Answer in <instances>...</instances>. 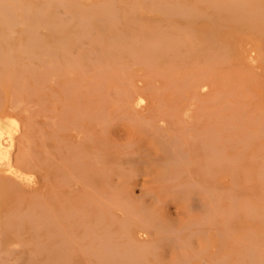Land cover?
Segmentation results:
<instances>
[{"label":"rangeland","instance_id":"1","mask_svg":"<svg viewBox=\"0 0 264 264\" xmlns=\"http://www.w3.org/2000/svg\"><path fill=\"white\" fill-rule=\"evenodd\" d=\"M29 1H32L34 4H36V3L39 4V3L42 2L41 0H29ZM78 1H79V3H90L92 5H97V4L102 3L101 0H78ZM108 1H113L112 3L117 4L116 5L117 8L119 7L118 11L120 10L119 11L120 14L118 15V17L120 19H118L117 21L119 22L120 25H118L115 22L116 19H112L111 20L106 15L100 16V17L96 18V20L99 19V20L104 21V22H100V23H102V25L100 23H98L96 20H92V24H91V26H92V31H91L92 35L90 34V38H88L89 36L88 37L86 36L85 39L82 38L84 40H81V38H78V40L79 39L80 40H79V42H77V40H76L77 38L73 37V35L75 33H77L76 32L77 29H75L76 27L74 28V26H76V22L77 21L73 20L72 23H71V21L67 22L68 24L70 23V25H68V26L64 24L66 26L65 29H64L65 26L63 27V29L56 30L54 32L53 31H48V30L46 31V29H44V30L41 29V34H42V36L44 38L43 39L44 42L51 44V43H53V41L56 42V40H58L57 38L63 37V35H64V37H66L67 40H68L69 48H71L70 49L71 53L75 54V56H77V59L82 57V60H83V58H84V61L80 62V63H82L83 67H84V65L87 64V62L89 63L91 61V65H90V63L87 64V65L90 66L89 69L87 70L88 66H86V70L89 72L88 74L90 75V73H91V75H92L91 77H93L96 80L98 78H100L99 77L100 75H101V79H103V81L105 80V76L106 75L109 76V77L113 75L112 73L110 74V72L107 74V72H108V70L111 71L109 68L113 69L111 66H114L115 64L118 63V62L117 63L113 62V56L117 55L116 56V58H117L118 55H119V58H121V61L123 60L120 63L121 65L124 66L123 70L126 69V72H127V69L129 70V68H130L132 70H130V72L129 71L128 72L131 73V74L125 76L126 78L123 77L124 73L122 74V77H119L120 74L118 76H116L115 74L118 73V72L115 71V68H114L113 73H114V71L116 73L112 76L113 78L109 79V77L106 76L108 78V79L106 78L108 81L105 80V83L108 84V85H105V86H107V88L104 89V90H103V88H100L101 86L104 87V85L103 84L101 85V81L102 80L98 79L100 81V84H99L100 87L97 85L99 89L97 88L96 90L99 93H100V90H101L102 91L101 94L105 93L104 95H106L108 93L107 94L108 98L111 97L110 94H112V95L114 94L113 96L116 98V96H115L116 93H115V89H114L115 85H118L120 83H123L125 85V82H121L120 81V83H119L118 80H117V82H116L117 84H116L115 83L116 78L117 79L118 78H120V79H124V78L128 79V78H130V79L126 80V81L130 80L128 82L129 85H127V84L126 85H127V87H129L130 84H131V80H133L132 81L133 83L131 85L132 89L129 87L132 90V91L130 90V93H133V96L132 95L131 96L134 98L136 95L138 96V94H142L143 96L146 97L147 102L142 104V105L141 104L140 105L136 104L137 106L136 105L133 106L131 103H129L130 102V98H129V102L128 103L124 102L125 108L127 109L128 112H132L135 109L136 112L139 115L144 114V116L143 115H141V116L145 117L146 119L147 118H153L152 121L153 120L155 121V119H156V121H155L156 123L154 121L152 122L154 125H158L157 123H160L161 119L163 120V118H164V120L167 121V122H165L164 120L162 122L163 123L165 122L164 124L166 125V131L170 132L171 134L173 133L174 129H177V128L179 129L180 128V125L177 122L176 117L174 115V113H177L178 110H180L182 112L181 116H182V119H184L185 123H188L192 127L196 126L195 127L196 129L203 130V129H205L208 126L209 127L210 126H216L217 128H219L218 130L220 132H218V133L220 134V136L222 138H220L219 135H218L219 143L215 142V146L217 147V149H219V152L223 151L224 155L223 156L221 155L222 156V160L219 159V157L221 158L220 153L218 155H216V158L218 157L217 161L215 160V157L213 158L211 149H209L210 147L208 146L206 148L207 144L206 145L204 144L205 142H204V140L202 138H200V137L199 138H194V139L188 138L187 142H186L187 145H185V148H188L189 151L191 152V156H192L191 164L190 165L188 164L187 166H185V164H179V165L178 164L177 165L174 164V165H176L178 167H176V166H174L172 164L173 166L172 165H168L169 167L167 166L168 167L167 170L166 169L162 170L161 161L164 159V153H163V151H161V148H159L160 145L157 143L158 141L156 139V135H154L155 132L152 133L153 132L152 130H154V128H153L154 126L152 128H147L146 126L145 127L142 126L143 124L139 125L138 123H135V122L131 123V121H129L127 118L124 119L122 116H121L122 117V119H121V117L118 116L120 114L119 111L121 113H123V114L126 112V110H120V109H122L124 107V106H122L123 104L120 103V105H119V102H117V104H118V106H117V104L116 105L114 104V103H116V100L112 101L111 99H109V101L107 100V103H105L106 101L104 102L105 99L103 97H107V96H104V95L97 96L96 93H98V92L95 91V89L94 90L92 89L93 83H95L96 80H94V82L91 83L90 82V78L91 77L89 75L86 74L90 78L89 77L87 78L86 76H85L86 77L85 78L83 76L84 73L79 75L83 70L82 71L79 70L80 71V73H79L78 71H76V69H69L67 71L71 70V72H67V74H65V75H68L69 77L63 75L64 78H63V76L59 77V75L61 76L60 72H58L59 75L57 73H54V74L51 73V74L48 75V73L46 71H44V73L47 74V78L46 79H42L40 81L41 82L43 80L47 81V83H45L46 81L42 82V83H44L42 85H44L45 89H42L43 87H40L39 83L41 84V82L39 80H38L39 88H37L38 87L37 85L34 86V84H36L37 81L33 79L34 83H32L33 80L29 77V80L26 81L27 87L31 86L33 88H37V91H38V89L40 90V88H41V92L38 91V93L36 92V94H35L34 91L33 92L30 91V89H32V88H30L28 90L26 89L22 93V96H21V101H23L25 99L23 101V103H26V102L34 103V104L31 103V104L28 105V107L30 105H32L30 107L33 108L32 109V110H34L33 113L28 115V112L30 113V111H31V110H29V109H31L30 107L29 108L27 107V109H26L27 111L29 110L28 112L25 111V110H24L25 113L23 111H21L19 108L22 109L23 106L26 108V106L24 104L21 107H18L20 104L19 105L17 104L18 105L17 106L18 110L15 111V109H14V111H13V107L15 108V104L14 103H17V102H15V100L13 98H11L12 94H10V96H7V97L5 96L3 98V102L0 103L1 105L3 103V107L5 108V110L10 111V112L13 111L15 113V115L18 114L16 116H19L18 119L20 120V128H19V130L15 131V134H14V136H15V144H14V146L9 147V150L7 151V153L9 154V157H11L12 159H15L16 158V154L18 153V151L21 150V149H24V147H26V145L29 144L28 142H26L27 144L25 143L24 135H23L22 132L25 133V131H26L27 133H25V134L27 136V134L29 133L28 131H30V130L32 131V130H34L32 128L38 126V125L35 126V123L39 124L40 122H41V124L43 123L41 125L42 127L40 126V128H42V129L45 128L43 130H44L46 136L49 135V137H48L49 139H46L47 137L45 135H43L44 133L38 131L40 134L42 133V135L44 136V138H45L44 139L45 141H44L43 137H40L41 135L37 134V130H40V128L38 129V127H37V129L35 128L34 131H32V132L30 131V133H32V135H34L32 138L29 137V136H32V135L30 133L28 134V137H29L28 141H30V139L32 141L35 138L34 140L36 141V143L32 141L33 144L31 143L32 144L31 147L35 146L37 148V149H35V148L34 149H35V152L38 151V152H36L37 158H38V155H39L38 153H40V157H39L40 160L44 161V159H46L45 157H46V155L48 156V151L49 150L52 152V154L54 153L53 155L55 157V159H52L51 162H49L50 159H48V160L46 159V162L48 163V165L46 163H44V162H41L43 164L42 165V164H40V160L39 159H38L39 162H37V160L35 159L34 160L35 163L34 162H32V163H34L36 165L35 166H29V167H31V168L28 167L29 169L27 168V171H31L33 173V176H32L31 179L26 180L27 184H25L24 189L20 192L22 194V199H21L22 205H26L27 203H29L31 201L32 197H33L32 194L36 192L38 194L41 193L43 196H45V199L49 203H52V204L54 203V206L56 207L58 205L57 198H59V199H62L64 197L73 198V194H76L77 191L82 190V187H80L81 185H79L78 183H75V181L72 182L68 186H67V184L65 186L64 182L61 183L59 181L60 179H63L61 175H63L64 173L69 171V167L71 165L70 164L71 162L69 163L68 161L71 160L72 150H73L72 148H73V146L75 147L74 143H76V142H78V140H80L79 145H82V147H79V148L81 150L83 149V150H85L87 152L86 153L84 151V156H83L84 158L83 159L85 161V168H87L88 170H89V167L92 166L90 164V162L95 160L93 157L95 155L94 152L97 149H100V153L104 155L102 157L104 158L103 161L107 165V167L108 168H112L114 170L113 172L109 171L110 174H113L112 177H111V180L113 182L120 177V174L122 175L123 173L127 172L126 171V169H128L127 167H132L133 166L132 167V172L130 174H124V176H121L120 184H118V185H120V186L124 185L126 183V181H128L130 183V185L132 184V186H134L136 188L135 192L132 193V195H131V199H132L134 205L139 207L141 205V202H143L142 205H145V204L152 205V204H154L155 205V215H157L159 218L163 219L167 223L174 224V225H176L177 223H180V224H177V225H183L182 223H185L188 219L193 218V217H198L200 215L199 209H197V208L190 209L191 206L189 207V202H190L191 198H189V197H191L193 194H197V195L199 194L200 197L203 198V197H206L203 194L205 192H203L202 189H200L199 187L198 188L195 187V186L191 187L190 184L186 185V182L189 183L188 180L194 179V180H197L198 183L200 182L201 184H203L205 186H209V187L214 186L216 188V191L214 190L216 196L218 197V199L221 197L220 198V203H219L220 207L221 208L223 207L225 209V212H229V211L231 212L232 211V210H229V208L231 207V206H229L231 204L229 202H230V199L233 198L232 201L235 200L233 203L235 205V202H236V206H238L236 208L237 209L239 208V210L237 211V209H235L237 211V213H234L236 211H232L231 212V216L236 214L237 218L234 215L233 216L234 219H232L231 222L229 223V222H227V219H225L227 217V215L225 216L224 214H222L223 213L222 212L221 215H223L224 217L223 216H219L220 214H218L216 216V218L214 219L216 221V223H217L215 225L218 228L216 226L214 228L213 225H210L211 223L210 224H205V225H206V227H209V226L212 227V230L210 229V227L209 228H205L204 224H202L200 226V228L203 231V233H202L203 237L204 236L206 237V238L204 237L205 241L203 239H201L202 243H204V245H206L208 247V249H206L207 251L205 252V254L202 255V257L207 258V259H211L212 257L217 256L218 254H221V252L225 249L224 251L231 250L233 259L236 258V260H237L240 257V256H238V254L241 255V252L243 250V246L242 245H244L243 243L246 242L247 239L248 240H256V239L257 240H262V239H264L263 238L264 237V221H262V222L259 221V220H261L259 218V216H256L257 219L255 217H253V215H257V213H258L257 210H260L259 208L263 207V209H264V179H263L264 176L261 177L262 175L261 176L259 175V174H261V171L262 172L264 171V169L262 167V166H264V136H263L264 133L262 134V136L260 134V135H256V137L255 136H246L245 135V133L247 134V132L251 131L250 129H252V130H257L258 129L257 128L258 127L257 126L258 125V117L260 119V116L258 115V113L261 112V109H264V73H263L264 63H263L262 60H259L260 58H259V56L257 55V52H256V49H257L258 45H260V44L263 45L264 44V35H263L264 34V0H248L247 1L248 3L245 2L244 3L245 5L243 4L244 8L243 7L241 8L240 6L238 7L236 5H233L230 2H228V0H217V1H221L220 3H224L225 2L223 4L224 7L220 6L219 8H216L218 10H216L214 8L215 7L214 3L213 2H209V0H178L179 3L190 5L192 7L194 6L195 9L197 8L198 14L199 13L200 14L203 13L204 16H206V14H208L206 16V18L203 16V14L201 15L203 18L199 14L200 18L197 17V19H196V17L194 18V16H193V18L189 17L187 19L186 18H182L181 19V17H178V16L175 17L174 16V17H171V19H170L169 17H166V16L162 15V13H158L159 11L156 10L155 8H157L160 5V3H162L160 0H154V1L151 0L152 1L151 3H150L149 0H145V1L137 0L138 3L135 0H108ZM158 1H160V2H158ZM165 1L174 2V1H177V0H165ZM135 2H136V4L139 5V6H137V8L139 7V9L134 7L135 8L134 11L129 10L133 6L131 4H135ZM194 2H195V4H194ZM129 3H131V4H129ZM202 3H204V4H202ZM129 5H130V7H129ZM153 6H154V8H153ZM225 6H226V8H225ZM55 8H56L55 5H51V7H50V13L51 14L50 15L53 14V12L55 11ZM136 9H137L138 12H135ZM150 9L155 11V12H153V11H152L153 13L152 12H148V10H150ZM129 11H131L132 13H135V14L134 15L132 14L133 16H131L128 13L125 14V12H129ZM102 12L103 11H101V13ZM208 16L211 17V18L209 19ZM138 18L140 19L139 20L140 22L137 20ZM173 18L176 20V23L179 24V26H178L180 28L179 31L177 30V29H179L178 27H176L177 29L175 28V26H177V24L175 26L172 24V22H173L172 19ZM124 19H126V20H124ZM165 19H168V20L170 19V23H168V21L166 22ZM107 20H108L109 23L107 22ZM132 20L134 21V23H133ZM137 21L139 23H137ZM146 21H148V22H146ZM188 22L189 23L192 22L193 24L189 25ZM184 24L186 26L189 25V27H186V28L184 26V29L193 28L191 30L192 34L193 33L195 34V32H196L195 37L198 40H193V38H195V37H193L192 40H191L190 38H187L185 36L188 32H191V31L187 30L186 31L187 33L184 34L185 33L183 31V25ZM170 25H171V27H170ZM172 25L174 27H172ZM240 29H241V31H239ZM151 30H153V31H151ZM70 31H71L72 35L69 34ZM209 31H210V33H209ZM261 33H263V34H261ZM101 34H103V35H101ZM192 34L190 33V35H192ZM261 35L263 37H261ZM99 36H100V38H99ZM101 36H102L103 40H102ZM93 37H94V39H93ZM158 37H160V39ZM188 37H190V36H188ZM91 38H92V40H90ZM258 38H261V39L259 40ZM114 39H116V42L118 41L117 43L120 44V45L122 44L124 46V45H127V44L129 45L130 44L131 48L133 46H135V47H133L134 48V52L137 53L139 51L137 53V55L139 54L138 56H140V54H141L142 57L148 56L151 59L152 63L156 64V66L158 65L160 68L162 67L161 68L162 72H164L165 70H167V71L162 73L160 71V69L158 70V68H156V67L155 68L157 70L152 68V67H154L153 64H151L152 67H151V65H149L152 69L148 68V66H146V65H145L146 66L145 67L142 64L135 65V62H134V64H132V61H134V60L131 59L129 55H128L129 56L128 57L127 54L125 53V52L128 51V50H125L126 47L122 48V49L110 48L111 47L110 45L112 44ZM124 39H125V41H124ZM151 39L154 42H155V40L158 43L160 42V45L158 44L157 49H156V47H148L147 46L149 42L150 43L153 42ZM93 40H95L96 43L93 42ZM99 40H100V42H99L100 44L98 43ZM172 41H174V42H172ZM204 41H205V44H204ZM81 42H82V44H85L86 47L84 45H83L84 46L83 47L81 45ZM119 42H121V43H119ZM133 42H135L136 44H133ZM142 42H143V44H145L146 47L143 46ZM77 45H80V46H78V48H77ZM159 48H161V49H159ZM95 49L99 50L98 53L96 52L97 53L96 55H99V54L102 55V52L105 55H107V57H106L107 60L104 58L105 55H103V57L102 56L100 57V55L96 56L93 53H90L91 54L90 56L88 55L90 57V59H93V58L94 59H99L98 57H100L99 62L102 61V63H105L104 64L105 67L103 69L101 67H99L100 65H97L99 63L96 64L97 66L95 65V67H99V68H97V70H99L100 72H97V70L94 68V63H92V60H90L87 55L85 56V54H88L89 51L92 52ZM166 49H167V51H166ZM176 49H179V52L182 51V52H184V53L186 52L188 54L182 55V54L178 53L176 51ZM207 49H208V51H207ZM118 50H119V54H118ZM143 50H144V52H143ZM107 52H108V54H106ZM224 53L228 57H225ZM212 54H213V56H212ZM221 54L223 55V57H222L223 59L222 60L220 59L221 58ZM215 55H216V58H215ZM133 56H131V57L133 58ZM86 57L88 58V61L87 60L85 61ZM109 57H111V59ZM205 57H207L208 59L212 58L214 60H208L207 61V58H205ZM224 58L225 59L227 58V60L229 59L228 62H227V60L225 61ZM250 58H252V59H250ZM119 60L120 59H117L116 61H119ZM93 61H95V60H93ZM196 61H198V62H196ZM222 61H223L224 64H222ZM106 62H108V64L111 65V66H109V65L106 66ZM102 63H101V65H102ZM220 63H221V65H220ZM36 64L37 65H41L37 61H36ZM120 64L118 66L116 65L117 69L120 67ZM168 64L170 66L172 65L173 67L177 66V68H175V67L171 68L170 67L172 69L171 70L169 68ZM129 65H131L132 68ZM210 65H211V67H210ZM180 67H182V68L180 69ZM105 68H107V69H105ZM168 68L170 69L169 71H168ZM208 68L214 69L213 70L214 72L211 69H210L211 72L207 71L206 69H208ZM257 68H260V69H257ZM90 69H92V70L95 69L96 72L95 71H93V72L94 73H98L99 75L97 74V76H96V74H95V76H93V72H91L92 70L89 71ZM104 69L107 70V71H105ZM200 69L203 72L207 71L206 72L207 74H204L203 72H202L203 73L202 74L200 72ZM86 70H85V72H86ZM189 71L192 72L193 75L196 74V73H198V75H194V76L192 75L191 76V74L189 75V73H190ZM153 72H155V73H153ZM134 73H135V75H134ZM147 73H148V76L151 73V76H153L155 78L152 77L153 79L150 80L151 77L150 76L147 77V75H146ZM166 73H168L167 76H165ZM172 73H174V74H172ZM156 74H158V76ZM200 74H201V77H203V75L204 76L206 75L207 81H205L206 79H204V80H202L203 83L199 82ZM81 76L83 78H81ZM161 76H163V77H161ZM168 76L169 77H174V79H169ZM67 77H68V79H67ZM175 77H177L178 80L182 79L180 81H183V79H185V77H186L187 80H189L188 78L192 79L193 77H195L194 78L195 80L198 79L197 80V84L201 83L202 85L201 84L200 85L202 87L198 86L196 84L195 87L193 85L191 87L192 89H189L187 86H191L194 83V81H195V80H192V84L191 85L189 84L190 82H188L187 84H189V85H187L183 89L180 88V90H179L177 88H178V86L180 87V85L182 83L179 84L178 81H176L177 78L175 80ZM71 79L73 81L74 80L75 81L74 82H70V81H72ZM83 79L85 81H83ZM48 80L49 81L52 80V81L48 82ZM68 80H70V81H68ZM91 80L93 81V79H91ZM174 80H175V83L173 84L174 86H172V88L170 89V87H169L170 83L172 84L174 82ZM231 81H232V83H231ZM27 82H29V83H27ZM63 82H64V84H63ZM102 83H104V82H102ZM153 83H155L156 86H154ZM88 84L90 85V88L92 89V91H94L93 92L94 94L89 91L91 89L88 88V86H87ZM148 84H150V85H148ZM211 84H212V86H211ZM61 85L64 86V89H63V87H61ZM145 85H148L150 89H151V87L152 88L156 87L155 89H158V90H159V88H161V90H159V92H161V94L158 93V95H157V92L155 93L154 89L150 90V89L147 88L149 90L148 91L146 89L147 86H145ZM185 85L186 84H184L183 86H185ZM47 86H48V89L53 90V92L55 90H56L57 93L59 92V94H58L59 97H57L58 96L57 93L54 94V93H52V91L47 90ZM69 86H71V87H69ZM165 86L168 89H166ZM60 87H61V89H60ZM67 87H69L70 90H71V88H73L72 89L73 91H71V92H73L74 94L73 93L70 94V90ZM94 87H96V86H94ZM135 87H136V89H135ZM66 88L68 90H65ZM108 89L110 90V92H106V90L109 91ZM163 90H166V91H163ZM177 90H179V91H177ZM182 90L184 91V94H186L187 97L186 96L184 97L183 93L181 94V92H183ZM192 90H193V92H192ZM216 90L218 92H220L222 90L221 94H222V92L224 94V91H226L225 94L227 96L224 94L226 97L224 96L223 99H220V98L223 97L222 96L223 94L221 95L220 93L216 92ZM247 90L249 92H247ZM66 91H67V93H66ZM175 91H177L175 93L177 96L175 94H173V92H175ZM196 91H197V96H199L198 98L200 100L202 99L203 102L205 100H210V102L208 103V101H206L204 103V105H203V102H201L202 100L198 101V99H197V101H194V100H196V97H197L196 96ZM27 92H28V94H30L29 96L32 97L31 99L34 102L32 100H30V98L28 97V94L25 95V93H27ZM43 92L46 93V94H44ZM62 93L69 94L70 97L73 96V98H71V100L69 98V101H67L66 99H68V97L64 98L65 94H62ZM76 93H78V94L81 93L83 95L80 94L78 96V94H76ZM229 93H230V96H228ZM239 93L240 94L242 93L241 94L242 97L244 95L243 99H242V97H239L240 96ZM39 94H40V96H41V94L43 96L40 97ZM51 94H53L54 96L57 95L56 96L57 98L53 97V95L51 96ZM232 94H234V95H232ZM31 95H34V96H31ZM45 95H46V97H45ZM84 95H85V97H84ZM116 95L118 96V94H116ZM181 95H182V97H181ZM216 95L218 97L219 96H221V97L218 98V99H220L219 100L220 103H217L215 105L216 102H215V100L213 98H216L215 97ZM49 96H51L52 98H50ZM80 96H82V97L80 98ZM113 96H112V98L114 100ZM119 96H121V94H119ZM178 96H179V98H178ZM26 97H28L30 101H28L27 100L28 98H26ZM38 97H40L42 99H43V97H45L44 98L45 107L47 109L54 108L53 109L54 110L53 114H52V112H47L48 110L46 111V115L50 116V118H53V119H50V121H46L45 120V116L46 115L44 116V114L42 113V110L46 109V108L43 107L44 102H42V101H44V100L41 101L43 104L40 103V101H39V104L37 103L38 106L41 104L40 106L43 108L42 110H40L41 113H39V111L37 110V109L40 108V107H37L36 103H35V101L38 102V100H40V99H38ZM75 97L77 98L76 100H75ZM189 97H191V98H189ZM192 97H195V99H193V101L191 100ZM47 98H48V101H46ZM78 98H80V99H78ZM99 98L100 99L103 98V101H102V99L100 100ZM172 98H175V99L172 100ZM183 98H185L186 100L183 99ZM58 99H61V100L59 101ZM94 99L97 101V103H96V101ZM160 99L162 101H164V105H162L163 104L162 102L160 104V101H159ZM211 99H212V103H211ZM11 100H14V102L12 101V103H13L12 106L13 107L11 106L12 103H9V102H11ZM55 100H56V105L54 103ZM63 100H64V103L63 102L61 103V101H63ZM93 100H94V102H93ZM170 100L172 102H170ZM228 100L233 102V103H230V104H232V107L230 105H228L229 104ZM57 101H59V102H57ZM86 101L87 102L89 101V102L87 103ZM100 101H102L104 104H100V103H102ZM216 101L218 102V100H216ZM66 102H69L71 105L69 103H67L68 104L67 105ZM78 102H81V105L85 102V103L89 104L93 109L98 108L99 105H101V107L103 109V106L106 105L104 107V109H106V107H107V110H106L107 114L109 112V114L112 117L115 116V118L116 117H119V118L117 120L116 119L113 120L114 118L110 119V124L107 125V123L109 121L104 124V121L101 122L100 120H97L96 118L86 119V117H81L82 120L78 119V122L80 123L82 121L81 123H83L84 127L82 126L81 123H80V125L79 124L78 125L81 126L82 129H84V128L85 129L82 130L80 127H77L78 126L77 125L75 127H77L78 129L80 128L78 131L82 130L83 134L87 133V135H88L90 133V131L92 130V133L90 135H88V137H87L89 139V141L87 139H85V138L81 139V137H83L82 132L76 131L75 129H77V128H74V130H72L74 125H76V124H72V122L70 121V119L68 117V114H67V117H66L65 116L66 114H64L65 110L62 109V108L66 109L67 106H69V105L71 107H74V106H76V104ZM91 102L94 103V104H92ZM156 102L157 103L159 102L160 108H161V105H162L163 108L159 109V105L156 107ZM187 102H189V104L191 106L193 104L195 106L193 105L191 107ZM28 103H26V105ZM125 103L127 104V107H126ZM79 104L80 103H78V105ZM34 105H35V109L33 107ZM62 105H65V106H62ZM201 105H202V107H201ZM222 105H223V107H220ZM10 106H11L12 109L11 108L9 109ZM121 106H122V108H121ZM132 106H133L134 109L131 108ZM167 106H169V107H167ZM170 106H171L172 109L170 108ZM241 106L244 107L243 109L245 110V114L242 112L243 109H242ZM71 107H70V109H71L70 111H73V109ZM213 107L215 109H213ZM149 108H150V110H148ZM173 108H174V110H173ZM176 108H178V109H176ZM116 109H117V113H118V114L116 113L117 116L115 114ZM169 109H171V110H169ZM221 109H223L224 112L220 111ZM259 109H260V112L258 111ZM19 110H20V112H18ZM59 110L62 111V112L64 111L62 113L65 116L64 118H68V120L71 122L72 126L68 123L69 122L68 120H67L68 121L67 122L62 117V115H61V117H57L59 115V113H60ZM103 110H102V112H104ZM190 110L193 111V112L191 111L192 115L190 114ZM235 110L237 111V113L239 111V113H238V117L239 118L238 119L236 117L237 115H236ZM36 111H38V112H36ZM214 111H215V113H214ZM252 111H253V116L248 114V113H250ZM232 112H233L232 116L234 118H232L230 116ZM66 113H68V112H66ZM72 113L70 114V117L72 116ZM209 113H211V115ZM216 113H217V115H216ZM34 114H37V115H34ZM109 114H108V117H111ZM171 114H173L174 117L171 118ZM241 114L242 115L243 114L246 115L247 118H244L246 121L242 120L243 117H245V116L243 115V117H241ZM33 115H34V117H33ZM187 115H188V117H187ZM200 115H201V117H200ZM47 116H46V119L48 118ZM53 116H55V118H57L56 120H60L61 119L60 123L66 124L67 127L69 126L68 127L69 129H67V127L65 126V127H62L61 130H64V128L67 129V130H64V131H60L59 130L60 131L59 132L58 129H60V128H56L57 127L56 124L59 123V121L55 122V120H54L55 118ZM202 116H203V118H202ZM207 116H209V117L207 118ZM28 117L32 118L31 120H32L33 124H32V122L30 120H28ZM191 117H192V119H191ZM198 117H200V119H199L200 121H198ZM263 117H264V112H263ZM33 118H35V119H33ZM240 118H242V119H240ZM2 119H5V118H2ZM90 119H92V120H90ZM27 120H28V122H27ZM51 120H54V121H52L53 123L51 122ZM88 120L90 121L89 123H88ZM95 120H97L98 122L100 121V124L102 126L99 123H97V121L95 122ZM111 120H113L114 122L112 121V123H111ZM175 120H176V122H175ZM230 120H232L233 124L236 125V126H235V128L233 130H232V128L230 130L227 127L229 130L226 131L223 126L225 124H227ZM249 120H252V121H249ZM34 121H36V122L34 123ZM44 121H46V122H44ZM64 121H66V122H64ZM29 122H31V124ZM192 122H193V124H191ZM22 123H24V124H22ZM44 123H47V124L52 123L51 125H52L53 129H56L58 132L56 130H54L55 133H53L54 132L53 129L52 128L50 129V128L47 127L50 124L47 125V124H44ZM166 123L169 124L168 126L170 128H168ZM252 123L253 124L255 123V125L252 126L253 125ZM98 124H99V126H98ZM211 124H213V125H211ZM240 124H243L246 127H244L242 125L244 128L242 126L240 128L239 127ZM24 125L27 126V127H24ZM28 126H30V128H31V129L29 128L30 130H28ZM104 127L107 129L106 132L103 131V129H105ZM222 127H223V129H222ZM42 129H41V131H43ZM51 130H52V132H51ZM56 132L58 133L59 138H63V137L65 138V139L63 138V141L66 142V144L69 146L70 150L68 149V151H67V148H68L67 145H65L67 147H63L65 142L63 143V141L61 139L59 140L58 138L57 139L55 138L56 137ZM102 132H104V133H102ZM148 132H150V133H148ZM234 132H235V135H232V133H234ZM144 133H145V135H144ZM51 134H53L52 137H51ZM93 134H95V135L93 136ZM20 135L23 138V140H22V138H20ZM37 135L39 136V138H38ZM58 135H57V137H58ZM60 135L63 136V137H60ZM236 135L239 137L238 140H240V141H242V139H240V138H243V139L246 138V142L243 141L246 144H249V142L247 143V141L250 139V144L246 148L244 147L243 150H242L241 147H243L245 144H243L242 142L240 143V141H239V143L237 141H235L237 139ZM224 136H226V138H227V136H230L229 138L230 139L232 138V141H230V139H229V141L227 142L226 140L228 138L226 139ZM259 136H261V137H259ZM91 137L93 138V140H92ZM248 137H249V139H248ZM50 138H51V140H50ZM139 138H140V140H138ZM224 138L226 140H223ZM55 140L60 141V142L57 143ZM66 140H68V142ZM111 140H113L112 143H111ZM137 140H138V142H137ZM43 141L45 142V144L42 143ZM129 141L132 142V143L129 146V148H127ZM81 142H83V144ZM126 142H127V144H126ZM201 142H202V146H201ZM34 143H35V145H34ZM59 143H61V144H59ZM102 143H104V144L101 145ZM132 144H133V146H132ZM221 144L225 145L227 148L222 146ZM42 145L44 146V148H43ZM46 145H47L46 148L48 149V146H49L50 149L47 151V153L45 152L46 153L45 154L43 152L45 151L44 149H46L45 148ZM58 145H60V146L58 147ZM53 147H54V149H55V147L56 148L58 147L64 153H62V151H61L60 153L57 154V151L59 149L54 150ZM28 148L30 149V145L28 146ZM29 149H27V150H29ZM220 149L221 150L224 149V150L221 151ZM39 150H40V152H39ZM16 151H17V153H16ZM66 151H67V153L70 151V153L67 154ZM137 152L140 153V154L138 155ZM240 152H241V154H240ZM90 153H91V155H90ZM142 153H144L145 155L142 154ZM237 153H239L240 156L243 155V157H240V156L236 157L238 155ZM121 154H123L124 156H121ZM207 154H209L210 157ZM34 155H35V153H34ZM63 155L66 156V157H64ZM143 155H144V158H142ZM252 155H254V156H252ZM50 156L51 155L49 154L48 158ZM226 156L230 157L229 161H228V158H227V161L224 160ZM110 157H111V159H110ZM120 157H121V160H120ZM125 157H126V159H125ZM223 157H224V159H223ZM65 158L66 159L68 158L69 160L68 161L66 160L67 161L66 162V161H64ZM90 158H91V160H90ZM141 158L143 160H145V161H143V160L141 161L140 160ZM237 158H240L241 160L237 159ZM32 159H34V158H32ZM59 159H61L62 161H60L58 163V165L59 164H63V165H65V167L67 166L66 168H68V171H65L67 169H64L63 168L64 166L62 165L63 166L61 168V170L63 169L62 172L60 170V172L62 174H60V172L58 171L60 168H59V166L56 165L57 163H55ZM128 159H130V160H128ZM132 159H133V163H136L137 161H139V163H136L137 165L136 164L131 165V164H133L132 163ZM233 159H234V161H235V159H236V161L239 160V161H237L238 163L237 162H235L237 164L233 163ZM159 160H160V163H159ZM218 160H220V161H218ZM53 161H54L55 165H53L54 164ZM140 161H141V163H140ZM215 161H216V163H215ZM128 162L131 163L130 166H129ZM50 163H52L51 164L52 166L50 165ZM107 163H109V164H107ZM117 163L119 164V166L117 165ZM39 164H40V166H39ZM94 164H95V165H93L94 167L93 166L92 167L95 170H97L98 165L96 163H94ZM158 164L160 166H158ZM37 165L39 166L38 171L37 170H35V171L31 170V169L37 168L36 167ZM49 167H51L52 169H49ZM54 167L57 170L54 169ZM118 167L120 169L121 168L122 169L120 170ZM202 167H204V168H202ZM206 168H207V170H206ZM40 169H42V171ZM48 169H49V171H48ZM177 169H180V171L183 170V169H186L187 172L182 174V173H180V171L178 172ZM45 170H47L49 172V175H47L48 173H47V171L45 172ZM186 170H184V171H186ZM129 171H131V170H129ZM163 171L165 173V176H163ZM188 172L191 173V175H189V177L186 176V175H188ZM89 173L91 174V171H89ZM176 173H179V175H178L179 178H176V177L174 178L175 175L177 176ZM45 174L48 177V179H50L51 181L50 180L48 181L46 178L45 179L43 178L45 176ZM115 174H117V176ZM140 174L142 176L147 177L146 180L144 181L145 182L144 186H143L144 189L141 192H140V190L143 187L137 185V184H140V183H137V181L142 179ZM180 174H181V176H180ZM232 174H233V177H231ZM93 175H95V176H92L91 179L95 182V184H99L100 183L99 182L100 177L98 178V175H96V174H93ZM166 175H168V176H166ZM57 176L58 177L61 176V178H57ZM169 176L173 178L170 181L168 179H166V177L171 179ZM186 178H188V180H186ZM137 179H139V180H137ZM174 179H177V180H174ZM184 180L186 182H184ZM248 180H250V182H248ZM28 181H31V182H28ZM61 181H63V180H61ZM69 181H71V180H69ZM69 181H67V182L65 181V182L68 183ZM203 181H205V182L203 183ZM214 181H216V182H214ZM178 182L185 183V185L187 187L188 186L189 187L186 189L185 186L184 187L182 186L181 190L183 192L178 190V188L174 187L175 188L174 189L172 186H175ZM214 183H216V184H214ZM233 183H235V187H234V185H232ZM49 186H50V188H49ZM69 186H71V189H70ZM58 187H59V189H58ZM102 188H103V190H106V191L110 192V188L108 186H104ZM222 188H224V189H222ZM147 189L151 193L158 194L163 199V201L161 203L157 202V201H151V198L149 197L150 194H149V196L147 195L148 194ZM46 190H48V192ZM60 191H61V194H60ZM69 191H71V192L68 193ZM88 191L89 190H87V192ZM165 193H167L168 195L171 193V194H173V196H167L166 197ZM0 194H2L1 190H0ZM41 194H39V195H41ZM234 194L235 195L237 194V195L234 197ZM238 195H239V197H238ZM62 196H64V197H62ZM257 197H258V199H257ZM187 198H188V200H187ZM247 201L252 202V203H250L251 205L249 206V209H248V205L249 204L247 203ZM176 203H178V205L180 206V209H179L180 211L177 214L174 211L172 212L170 210V207H174L176 205ZM14 204L15 203L11 202L10 206H14ZM243 205H245V207L247 208L246 211H245V209L243 210V208H242ZM5 207L6 206L4 205L3 208H5ZM92 208L93 207H91V210H92ZM252 208H254L255 209L254 211H256V212L250 214V212L252 211ZM249 210H250V212H249ZM232 213H233V215H232ZM247 214H250V217L247 216ZM228 218L231 219L230 216ZM195 219H197V218H195ZM223 219L226 220V223H229L228 227L234 228L233 231L235 230L236 232L229 231L230 228L229 229L228 228L227 229L224 228L222 223H225L224 222L225 220H223ZM263 220H264V218H263ZM173 221H175L176 223L173 222ZM236 223H238V224H236ZM136 226L138 227V224L137 225H135V224L133 225V230H132L133 232H143V230H140ZM224 226H227V225L225 224ZM221 228H224V230L222 229L224 232H225V229H226L225 233H229L230 234V232H231V234L233 233L234 235L230 234L229 237H227L228 235L226 236L225 233H223V231L220 230ZM247 229H248V231L250 229V231H252V233L246 234L248 232ZM182 233H184L183 235L187 234V230L182 232ZM182 233H181V235H182ZM244 234L247 235V236L245 235L246 237H250V238H245V239L243 238L242 239V237H244ZM251 236H253V237H251ZM210 237H211V239H210ZM239 237H240V239H239ZM206 239L208 241H206ZM191 241H190L191 245L193 244L194 246H198V242H199L198 238L194 239V242H193V240H191ZM240 241H241V243H240ZM49 244H50V242H49ZM223 244H224V246H223ZM216 246H219L220 248H222V250L219 248L216 251L217 252L216 253L215 252V250L217 249ZM218 251H220V252H218ZM213 252H214L215 255H213ZM211 253H212V256H210ZM45 256H47V257L48 256H54V252L51 251V253H49V252L46 253L45 252V253L41 254L40 257L38 258V259H40L39 261L41 263H44L43 260H45V258H46ZM180 256H181V249H178V248L174 249V248H172L171 245H168V244H165L163 249L161 248V250H160V257H161V259H162V261L164 263H166V262L168 263V262L174 261L175 259L179 258ZM193 258L194 259H191L189 261V263H187V264H208L206 262V259H204V258L203 259L199 258V257L198 258L197 257L196 258L193 257ZM234 260L232 262H230V264H241L239 261H234ZM83 261L84 260H83L82 257L74 258L73 264H84Z\"/></svg>","mask_w":264,"mask_h":264},{"label":"bare ground","instance_id":"2","mask_svg":"<svg viewBox=\"0 0 264 264\" xmlns=\"http://www.w3.org/2000/svg\"><path fill=\"white\" fill-rule=\"evenodd\" d=\"M41 1L42 2L39 3V4H37V3L34 4L32 1H29V0H0V103L3 102V98L5 96L7 97V96H10V94H12L11 98H13L15 100V102H17V103H14L15 104V108L12 106L13 105L12 101L14 102V100H11V102H9V103H12L11 106L13 107V111H14V109H15V111L18 110L17 108L23 106V104L26 106V108L23 106L24 109L23 108L22 109L19 108V109L21 111H23V112H24V110L27 111L26 109H27L28 105L32 103V102H29V103L26 102V103H28L26 105V103H23V101L25 99L23 101H21L22 93L26 89L28 90V89L32 88L33 90L30 89V91L31 92L34 91L35 94H36V92L38 93V91L41 92V88H40V90L38 89V91H37V88H39V85H40V87H43L42 89H45L44 85H42L44 83H42V82L46 81V80H43L42 82L40 81L42 79H46L47 78V74L44 73V71H46L48 73V75L51 74V73L52 74H54V73L58 74V72H60L61 76L59 74L58 75H59V77H62L63 75L64 76H68V75H65V74H67V72H71V70L67 71L69 69H76V71H78L79 73H80V71L83 70L80 74L79 73L78 74L81 75L82 73H84L83 76L84 77L86 76L88 78L89 76L90 77L92 76L91 73L89 75L88 74L89 72L87 71L89 69V67H90L87 64L90 63V65H91V61L90 60H92V63H94V68L96 70L99 67H101L102 69L105 67V65H104L105 63H102V61L99 62L100 57L101 56L103 57V55H105L103 52H102V55L99 54L100 55V57H98L99 59H94V58L90 59V57H89L91 55L90 53H93L94 55H96L99 50L95 49L92 52L89 51L88 54H85V56L89 55L88 57L90 59L89 60L90 62L89 63L87 62V64L84 65V67H83L82 63H80V62H83L84 58H83V60H82V57L77 59V56H75V54L71 53V51H70L71 48H69L68 40H67L66 37H64V35H63V37L57 38L58 40H56V42L53 41V43L49 44V43L44 42V40H43L44 38H43V36L41 34V29H43V30L46 29V31L48 30V31H53L54 32L56 30L63 29V27L65 25H67V26L70 25V23L68 24L67 22L71 21V23H72L73 20H76L77 22H76V26H74V28L76 27L75 29H77V31H76L77 33L74 32L75 34L73 35V37L74 38L76 37L77 38L76 39L77 42H79L80 39L78 40V38H81V40H84L86 38V36L87 37L89 36L88 38H90V34L92 35V33H91V31H92V26H91L92 20H96V18H98L100 16L106 15L111 20L112 19H116L115 22L118 25H120L119 22L117 21L118 19H120L118 17V15L120 14L119 13L120 10L118 11L119 7L117 8V6H116L117 4L112 3L113 1H108V0H103L102 1L101 0L102 3L97 4V5H92L90 3H79L78 0H41ZM135 1L137 2V0H135ZM143 1H145V0H143ZM149 1L151 3L154 0H152V1L149 0ZM160 1L162 3H160V5L157 8H155V9L159 11L158 13H162V15H164L166 17H169L170 19H171V17H174V16L175 17H177V16L181 17V19L182 18H186L187 19L189 17L193 18V16H194V18L196 17V19H197V17L200 18V16L203 14V13H201V14L199 13L200 14V16H199V14L197 12V8L195 9L194 6L192 7L190 5L179 3L178 0L174 1V2H169V1H165V0H160ZM160 1H158V2H160ZM247 1L248 0H228V2H230L231 4L236 5L238 7L240 6L241 8L245 5L244 3L247 2ZM136 2H135V4H136ZM209 2H213L214 3V6H215L214 8L215 9L219 8L220 6L224 7L223 4L225 3L224 1H223L224 3H220L221 1H217V0H209ZM129 4H131V3H129ZM135 4H131V5H133L132 6L133 8L131 7V9H129V10L134 11L135 10L134 7L137 8V6H139L138 4H136V5ZM194 4H195V2H194ZM202 4H204V3H202ZM51 5H55L56 6L55 11L53 12L52 15H50L51 14L50 13ZM129 7H130V5H129ZM153 8H154V6H153ZM225 8H226V6H225ZM137 9H139V7ZM137 9H136L135 12H138ZM150 10H148V12H152L153 11V10H151V11ZM216 10H218V9H216ZM101 11H103L105 14L103 12L101 13ZM131 11L125 12V14L128 13L131 16H133L135 13H132ZM153 12H155V11H153ZM207 15L208 14H206V16ZM203 16H204V14H203ZM206 16H204V17L206 18ZM210 18L211 17H209V19ZM170 19L169 20L165 19V21L166 22L168 21V23H170ZM98 20L99 19L96 20L98 23L104 22L102 20H99V21ZM124 20H126V19H124ZM137 20L139 21L140 19L138 18ZM138 21H137V23L140 22V21L139 22ZM172 21L174 22V23L172 22V24L174 26L177 24V26H175V28L179 26V24L176 23V20L174 18L172 19ZM107 22H108V20H107ZM146 22H148V21H146ZM133 23H134V21H133ZM100 24L102 25V23H100ZM188 24L190 25V24H193V23L192 22H190V23L188 22ZM173 25H172V27H174ZM189 25H187V26L185 24L183 25V31L185 32L184 34L187 33L186 32L187 30L191 31L193 29L191 27H190L191 29H184V26L186 28V27H189ZM170 27H171V25H170ZM65 28H66V26L64 27V29ZM153 30H151V31H153ZM177 30L179 31L180 28L177 29ZM239 31H241V29ZM190 33L192 34V31L188 32L185 36L192 40V38L195 37L196 32H195V34L194 33L192 34L193 36L190 35ZM209 33H210V31H209ZM69 34H71V31H70ZM261 34H263V33H261ZM101 35H103V34H101ZM188 36H190V37H188ZM261 37H263V36L261 35ZM82 38H84V39H82ZM99 38H100V36H99ZM101 38H102V36H101ZM158 38L160 39V37H158ZM93 39H94V37H93ZM258 39L260 40L261 38H258ZM90 40H92V38ZM102 40H103V38H102ZM193 40H198V39L195 37V38H193ZM124 41H125V39H124ZM93 42L96 43L95 40H93ZM99 42H100V40L98 41V43ZM117 42H116V39H114L112 44L110 45L111 46L110 48L122 49V48L126 47L125 50H128L127 52L128 53L130 52V53L129 54L127 52H125V53L127 54V56L129 55L130 58L134 60V61H132V64H134V62H135V65L142 64L143 66H145V65L148 66V68H151L152 67L151 64H153L154 67H152V68H154V69L158 68V70L160 69V71L162 72V69H161L162 67L160 68L158 65L156 66V64L152 63L151 59L148 56L142 57L141 54H140L141 57L138 56L139 54L137 55V53L139 51L137 53L134 52V48L133 47H135V46H133L132 48H131L130 44L129 45L127 44V45H124V46L121 44L122 45L121 46ZM172 42H174V41H172ZM119 43H121V42H119ZM133 44H136V43L133 42ZM142 44H143V42H142ZM158 44L160 45V42L158 43L155 40V42L154 41L152 43L149 42L148 45L147 44L146 45L148 47H156V49H157ZM204 44H205V41H204ZM81 45L85 46V44H82V42H81ZM78 46H80V45H77V48H78ZM143 46H145V44H143ZM159 49H161V48H159ZM166 51H167V49H166ZM176 51L178 53L182 54V55L188 54V53H186V52L184 53L182 51H181L182 53L179 52V49H176ZM207 51H208V49H207ZM143 52H144V50H143ZM256 52H257V55L260 58L259 60H262L263 63H264V44L263 45H261V44L258 45V47L256 49ZM106 54H108V52ZM118 54H119V50H118ZM99 55H96V56H99ZM224 55H225V53H224ZM116 56L117 55L113 56V62H116V63L118 62L120 64L123 60L121 61V58H119V55H118L117 58H116ZM131 56H133V58ZM212 56H213V54H212ZM106 57H107V55L104 56V58L107 60ZM222 57H223V55L221 54V58H220L221 60L223 59ZM225 57H228V56L225 55ZM109 58L111 59V57H109ZM205 58H207V57H205ZM215 58H216V55H215ZM117 59H120V60L116 61ZM250 59H252V58H250ZM86 60L88 61L87 57L85 58V61ZM93 60H95V61H93ZM208 60H214V59H212V58L208 59L207 58V61ZM226 60H227V58L225 59V61ZM228 60H227V62H228ZM36 61L39 64H41V65H37ZM196 62H198V61H196ZM97 63H99V64H97ZM101 63H102V65H101ZM118 63L115 64L114 65L115 67H114V66L109 65L108 62H106V66L109 65V66H111L113 68V69H111V68L108 67L111 71L108 70L107 74L110 72V74L112 73L114 75L116 73L115 71L118 72V73L115 74L116 76H118L120 74L119 77H122L123 73L125 74V75L123 74V77L131 74L129 72L132 69L129 68V70L127 69V72H126V69H124L125 70L124 71L123 70L124 66L121 65V64H120V67H119L120 69L118 68L119 69L118 70L117 69V66L119 65ZM96 64L100 65V66L99 67H95ZM222 64H224L223 61H222ZM149 65H151V67ZM220 65H221V63H220ZM86 66H88L87 70H86ZM129 66L131 67V65H129ZM170 67L172 68L173 66L169 65V68ZM210 67H211V65H210ZM114 68H115V71L113 73ZM169 68H168V71L171 69V68L170 69ZM175 68H177V66ZM181 68L182 67H180V69ZM95 69H93V70L90 69L89 71L92 70L91 72H93V71L96 72ZM105 69H107V68H105ZM208 69H206V70L210 71V72H211V70L212 71L214 70L212 68H208ZM257 69H260V68H257ZM85 70H86V72H85ZM105 71H107V70H105ZM166 71L167 70H165L164 72H166ZM207 71L203 72L200 69V72L201 73L203 72L204 74H207L206 73ZM97 72H100V71L97 70ZM164 72H162V73H164ZM153 73H155V72H153ZM263 73H264V70H263ZM86 74L89 75V76H87ZM95 74L97 76L98 73H94L93 72V76H95ZM172 74H174V73H172ZM190 74H191V76L193 75L192 72H190L189 75ZM134 75H135V73H134ZM146 75H147V77H149V76L151 77L150 80L155 78V77L151 76V73L149 74V76H148V73ZM156 75L158 76V74H156ZM167 75H168V73H166L165 76H167ZM194 75H198V73H196ZM64 76H63V78H64ZM106 76H105V80L108 81L107 77H109V76H107V77ZM112 76H110L109 79L113 78ZM29 77L32 80L34 79V80L37 81V83L35 82L36 84H34V86H36V85L38 86L37 88H33L31 86L27 87L26 81L29 80ZM68 77H67V79H68ZM99 77L100 78H98V79L102 80L101 81V85L103 84L104 87L103 86L100 87V85H99L100 81L98 79L96 80L93 77L90 78V82L91 83L94 82V80H96V82L93 83V87H92V89L93 90L95 89V91H97L96 89L98 88V86L100 88H103V90H104V89L107 88V86H105V85H108V84L105 83V80L103 81V79H101V75ZM161 77H163V76H161ZM81 78H83V77L81 76ZM125 78L124 79H120V78L117 79L116 78V80H115V83L117 82V80L119 81V83H120V81L121 82H125V85L123 83L115 85V87H114L115 93L118 94V96L115 94L116 98L113 96L114 94L113 95L110 94L111 97L108 98V95H107L108 93L106 95H104L105 93L101 94L102 93L101 90H100V93L97 91L98 93H96V95L97 96H100V95L107 96V97H103L102 96L105 99L104 102L106 101L105 103H107V100L109 101V99H111L112 101L116 100V103H114L115 105L117 104V102H119V105H120V103L123 104L122 106H124V107L122 108V106H121L122 109H120V108L119 109L120 110H126V112L123 114V113H121L119 111V113L121 115L119 114L118 116H120V117L122 116L124 119L127 118L129 121H131V123L135 122V123H138L139 125L143 124L142 126H144V127L146 126L147 128H152L154 126L153 127L154 130H152L153 131L152 133L155 132L154 135H156V139L158 141L157 143L160 145L159 148H161V151H163V153H164V159L161 161L162 170H164V169L167 170L168 167H169L168 165H172V164L173 165L174 164H176V165L177 164L178 165L179 164H185V166H187L188 164L189 165L191 164V162H192L191 152L189 151L188 148H185V145H187L186 142H187L188 138H192V139L199 138V137L202 138L204 140V142H205L204 144L205 145L207 144L206 148L208 146L210 147L209 149H211L213 158L215 157L216 161L218 159V157L216 158V155H218L219 153H220V156L224 155V153L222 151L224 149H222V150L220 149L222 152H219V149H217V147L215 146V142L219 143L218 138L219 137L222 138L220 136V134L218 133V132H220L218 130L219 128H217L216 126H210V127L208 126L205 129H203V130L196 129L195 128L196 126L192 127L188 123H185L184 119H182V116H181L182 112L180 110H178V112L174 113V115L176 117L177 122L180 125V128L179 129L178 128L174 129V131L171 129L173 131V133L171 134L170 132L166 131V125L164 123L167 122V121H165L163 117L162 118L165 121L164 123L162 122L163 120L161 119V122L157 123L158 125H154L152 123L154 121V120L152 121L153 118H147L146 119L145 117L141 116V115L144 116V114L139 115L136 112V110L133 108V106H135L136 104H139V105L141 104L142 105V104L146 103L147 102L146 97L143 96L142 94H138V96L136 95L133 98L132 97L133 93H130V90L132 89L131 85L133 83L132 82L133 80H131V84L129 86L131 88L130 89L129 87H127V85H129L128 82L130 80L126 81V80H128L130 78H128V79H125ZM168 78L169 79H174V77H169V76H168ZM176 78L177 77H175V80H176ZM194 78L195 77H193L192 79L188 78L189 80H187L186 77H185V79H183L184 82L180 81L182 79L178 80V78H177L176 81H178L179 84L182 83L181 84L182 86L181 85H180V87L178 86L177 89L180 90V88L183 89L187 85H189V84L191 85L192 84V80H195ZM199 78H200L199 82L203 83L202 80L206 79V75L205 76L203 75V77H201V74H200ZM91 79H93V81ZM34 80L32 81V83H34ZM38 80L41 82V84L39 83V85H38ZM175 80H174V82L172 84L170 83V86H169L170 89L172 88V86H174L173 84L175 83ZM197 80L198 79H196L191 86H187V87L189 89H192L191 87L193 85L195 87V85L197 84ZM50 81H52V80H50ZM50 81L48 80V82H50ZM68 81H70V80H68ZM74 81L72 80L70 82H74ZM83 81H85V80L83 79ZM205 81H207V79ZM102 82H104V83H102ZM188 82H190V83L187 84ZM27 83H29V82H27ZM45 83H47V81ZM183 83L186 84V85L183 86L184 85ZM201 83H199L197 85L201 86L202 85ZM231 83H232V81H231ZM63 84H64V82H63ZM153 84H154V86H156L155 83H153ZM212 84H211V86H212ZM148 85H150V84H148ZM148 85H145V86H147L146 89L147 88L150 89ZM87 86H88V88H90L89 84ZM94 86H96V87H94ZM166 86H165V88L168 89ZM61 87H63V89H64V86L61 85ZM61 87H60V89H61ZM69 87H71V86H69ZM69 87H67V88L69 89ZM67 88L65 90H68ZM155 88L156 87H154V88L151 87L150 90L154 89L155 93L157 92V95H158V93L161 94V92H159V90H161V88H159V90L155 89ZM72 89L73 88H71V90L69 89L70 90V94L73 93V92H71V91H73ZM92 89L89 90V91L93 93L94 91H92ZM135 89H136V87H135ZM47 90H50V89H48V86H47ZM179 90H177V91H179ZM248 90H247V92H249ZM50 91H52V93H54V94L57 93L56 90L54 92H53V90H50ZM163 91H166V90H163ZM177 91L173 92V94H175ZM221 91L218 92L216 90V92H218L220 94H221ZM106 92H110V90L109 91L106 90ZM192 92H193V90H192ZM225 92L226 91H224V94H225ZM66 93H67V91H66ZM66 93H62V94H65L64 98L68 97V99H66V100L69 101V98L71 100V98H73V96L70 97V95L66 94ZM182 93L184 94V91L181 92V94ZM26 94H28V92L25 93V95ZM42 94H41V96H43ZM44 94H46V93H44ZM58 94H59V92L57 93V95ZM76 94H78V93H76ZM80 94H78V96ZM119 94H121V96H119ZM222 94H223V92H222ZM224 94L222 95L223 96L222 98H220L221 96L218 97L217 95L215 96L216 98H213L215 100V102H216L215 105L217 103H220L219 100L223 99L224 96L226 95V94L225 95ZM241 94L239 93V95H240L239 97H242ZM29 95L30 94H28V97L30 98V100H32L31 99L32 97H30ZM52 95L53 94H51V96ZM57 95H55V96L53 95V97H56ZM81 95H83V94H81ZM232 95H234V94H232ZM31 96H34V95H31ZM39 96H40V94H39ZM51 96H49V97L52 98ZM112 96L114 97V100H113ZM185 96H186V94H184V97ZM196 96H197V91H196ZM228 96H230V93H229ZM28 97H26V98H28ZM40 97H38V99H40V100H38V102L35 101L36 106L40 107L39 109H37L39 111V113H41L40 110L43 109L40 106L41 104L38 106L39 101H40V103L44 102L43 107L46 108L45 107V100H44L46 95H45V97H43V99L40 98ZM57 97H59V95ZM81 97L82 96H80V98ZM84 97H85V95H84ZM181 97H182V95H181ZM198 97L199 96H197L196 100H194V101H197V99H198V101L202 100V99L200 100ZM243 97H244V95H243ZM243 97H242V99H243ZM29 98L27 99L28 101H30ZM80 98H78V99H80ZM103 98H101L102 101H103ZM129 98H130V102H129ZM178 98H179V96H178ZM189 98H191V97H189ZM218 98H220V99H218ZM76 99L77 98L75 97V100ZM174 99L175 98H172V100H174ZM183 99H185V98H183ZM193 99H195V97H192L191 100L193 101ZM42 100H44V101H42ZM56 100L54 102L55 105H56ZM58 100L60 101L61 99H58ZM94 100H93V102H94ZM216 100H218V102ZM46 101H48V98H47ZM59 101H57V102H59ZM102 101H100V102H102ZM159 101H160V104L162 102L163 103L162 105H164V101H162L161 99ZM206 101H208V103L210 102V100H205L204 102L202 100L201 102H203V105H204V103ZM62 102L64 103V100L61 101V103ZM124 102L131 103L133 105L131 108H133L134 110L132 112H128L127 109L125 108ZM170 102H172V101L170 100ZM67 103H69V102H66V104ZM78 103H80V104L78 105ZM78 103L74 107H71L70 106L71 104L69 103L70 104L69 106L73 109V111H70L71 109H70L69 106H67L66 109L62 108L63 110H65V112L63 111L64 114H66L65 116L67 117V114H68V117H69L70 121L72 122V124H76V125H74L73 129L70 127L72 130H74V128H77V127L81 128V126H79V125H80V123L82 121L80 123L78 122V119L82 120L81 117H86V119L96 118L97 120H100L101 122L104 121V124L109 121L107 123V125L110 124V119L114 118L113 120H115V119L117 120L119 118V117L115 118V116L112 117L109 114V112H108V114L112 118L108 117V114H107V111H106L107 107H106V109H104V107L106 105L103 106V109H104L103 110L101 105H99L98 108L93 109L89 104H87L85 102L82 105H81V102H78ZM96 103H97V101H96ZM187 103L189 104V102H187ZM211 103H212V99H211ZM228 103L227 104L232 107V104H230V103H233V102L228 100ZM17 104L18 105L20 104V105L18 106ZM32 104H34V103H32ZM92 104H94V103H92ZM100 104H104V103L102 102ZM160 104H159V102L158 103L156 102V107L159 105V109H162L163 107L161 105V108H160ZM223 105L220 106V107H223ZM11 106L9 107V109L11 108ZM30 106H32V105H30ZM62 106H65V105H62ZM117 106H118V104H117ZM33 107L35 109V105ZM126 107H127V104H126ZM167 107H169V106H167ZM201 107H202V105H201ZM30 108H31V109H29V110H31L30 113L28 112L29 110L27 111L28 115L33 113V111H34V110H32L33 109L32 107H30ZM170 108H171V106H170ZM243 108L244 107H242V109ZM53 109L54 108H52V109L51 108L50 109L46 108V109L42 110V113L45 116L46 115V111L48 110L47 112H52V114H53V112H54ZM171 109H169V110H171ZM176 109H178V108H176ZM213 109H215V108L213 107ZM20 110L18 112H20ZM102 110L105 113L102 112ZM148 110H150V108ZM173 110H174V108H173ZM13 111L10 112V111L5 110V108L3 107V103H2V105L0 104V187H1L0 190H1V193H2V194H0V264H73L74 258H78V257H82L83 258V260H84L83 263L84 264H187V263H189V261L191 259H194L193 257H195V258L199 257V258L203 259L204 257H202V255L205 254V252L207 251L206 249H208V247L206 245H204V243H202V240H201V239L204 240V237H205V236L203 237V235H202L203 231L200 228V226L202 224L205 225V224H210L211 223L210 225H213L214 228H215V226H216L215 224H217V223H216V221L214 219L216 218V216L218 214H220L219 216H223V215H221L222 212H223L222 214H224L225 216L227 215V217L225 219H227V222H229V223L231 222L232 219H234V217H233L234 215L236 217V214L233 215V213H232L233 216H231V212L232 211H236L235 209H237L236 207H238V206H236V202H235V205H234L233 202L235 200L232 201L233 198L230 199V202H229V203H231L229 205V206H231L230 207L231 209L229 208V210H232V211L231 212L229 211L230 213L229 212H225V209L223 207L222 208L220 207L219 203H220V198L221 197L218 199V197L216 196V194H215L216 188L214 186H211V187L205 186V185L201 184L200 182L198 183L197 180H194V179L188 180V178H186V180L189 181V183H188V182H186L184 180V182H186V185L190 184L191 187H193V186H195L197 188L199 187L200 189H202L203 192H205L203 194L206 197H203V198H201L199 194L198 195L197 194H193L191 197H189V198H191L190 202H189V207L191 206L190 209H194V208L199 209L200 215L198 217H193V218L188 219L185 223H182L183 225H177V224H180V223H177L176 225L167 223L166 221H164L163 219H161L157 215H155V205L154 204H152V205H148V204L142 205L143 202H141V205L139 207L134 205V203H133V201L131 199V195H132V193L135 192L136 188L134 186H132V184L130 185V183L128 181H126V183L124 185H121V186L118 185V184H120L121 176H124V174H130L132 172V167L133 166L132 167H127L128 169L125 168L127 172L123 173L122 175L120 174V177L113 182L111 180V177H112L113 174H110L109 171L113 172L114 170L112 168H108L107 167V165L103 161L104 158L102 156H104V155L100 153V149H97L94 152L95 155L93 154L94 155L93 158L95 160L92 161L93 163L90 162V164L93 166V165H95L94 163H96L98 165V168H97V170H95L93 168L94 166L93 167L90 166L89 170H88L87 168H85V161L83 159L85 150H83V149L81 150L79 148V147H82V145H79L80 140H78V142H76L77 144L74 143L75 147L73 146V148H72L73 150H72L71 160H69L68 158L67 159L65 158V160L63 159L64 161H66V160L68 161L69 160L68 161L69 163L71 162L70 163L71 165L69 164L70 165L69 171H68V168H66L67 166L65 167V165H63V164H59L58 165V163L60 161H62L61 159H59L55 163H57L56 165L59 166V168H60L58 170L59 172H60V170H61V168L63 166H64L63 167L64 169H67L65 171H68V172L64 173L63 175H61L63 179H60L59 181L61 183L64 182L65 186H66V184L68 186L72 182L75 181V183H78L79 185H81L80 187H82V190L77 191L76 194H73V198L64 197L65 195L62 196V197H64L62 199L57 198L58 205L56 207L54 206V203L53 204L49 203L45 199V196H43L41 193H39V194H41V195H39L36 192H35L36 194L35 193L32 194L33 197H32V199H31V201L29 203H27L26 205H22V202H21L22 194L20 192L24 189L25 184H27L26 180L31 179L32 176H33V173L31 171H27V168L29 166H35L36 165V164H34L35 163L34 162L35 159L37 160V162H39L40 153H38L39 155H38V158H37L36 152H38V151L35 152V149H37V148L35 146L31 147L33 142L36 143V141L34 140L35 138L32 140L33 142L31 141V139H30V141H28L29 137L32 138L34 136V135H32V133H30V131H31L30 129L31 128H30V126H28V130H30V131H28V130L27 131L32 136L28 137L29 133L26 136L25 133H27V132L26 131H25V133L22 132L23 135H24L25 143L26 142L29 143L28 145H26L27 148L24 147V149L19 150L18 153L16 151L17 154H16V158L15 159H12L11 157H9V154L7 153V151L9 150V147L14 146V144H15V136H14V134H15V131L19 130V128H20V120L18 119L19 116H16L18 114L15 115V113ZM38 111H36V112H38ZM191 111L192 110H190V114H191ZM220 111L224 112L223 109H221ZM258 111L260 112V109ZM63 112L60 111L61 114L59 113L60 116L58 115L57 117H61V115H62V117L64 118L65 116H64V114H62ZM66 112H68V113H66ZM235 112H236V115H237L236 117L238 119L239 118L238 117L239 111L237 113V111L235 110ZM242 112L245 114V110L244 109L242 110ZM263 112H264V109H261L260 113L262 115L260 113H258V115L260 116V119L258 117V125L256 124L258 126L257 127L258 129L257 130L250 129L251 131L247 132V134L245 133L246 136H255L256 137V135H260V134L262 136V134L264 133ZM71 113H72V116L70 117ZM116 113H117V109L115 111V114ZM214 113H215V111H214ZM37 114H34V115H37ZM117 114H116V116H117ZM209 114L211 115V113H209ZM232 114H233V112L231 113L230 116L232 118H234L232 116ZM248 114L253 116V111L248 113ZM34 115H33V117H34ZM172 115L173 114H171V118L174 117V115L173 116ZM216 115H217V113H216ZM243 115L241 114V117H243ZM46 116H45V120L46 121H50V119H53V118H50V116H47L49 119L48 118L46 119ZM244 116L245 117H243V119L242 118H240V119L245 120L244 118H247V117H246V115H244ZM30 117H28V120H30L32 122V120H31L32 118H30ZM53 117L55 118V116H53ZM122 117H121V119H122ZM187 117H188V115H187ZM200 117H201V115H200ZM200 117H198V121H200L199 120ZM208 117L209 116H207V118ZM2 118H5V119H2ZM202 118H203V116H202ZM33 119H35V118H33ZM56 119L57 118L54 119L55 122L59 121V123H60L61 119L60 118H59L60 120H56ZM64 119L66 121L68 120V118H64ZM191 119H192V117H191ZM28 120H27V122H28ZM54 120H51V122L54 121ZM90 120H92V119H90ZM97 120H95V122ZM113 120H111V123H112ZM176 120H175V122H176ZM46 121H44V122H46ZM66 121H64V122H66ZM70 121L68 123L71 125ZM100 121L99 122L97 121V123L100 124ZM155 121H156V119H155ZM249 121H252V120H249ZM31 122H29V123L31 124ZM35 122L36 121H34V123ZM89 122L90 121L88 120V123ZM24 123H22V124H24ZM52 123H49V124L51 125ZM59 123L56 124V126H57L56 128H60V129H58V131L59 130L60 131H64V130L69 129L68 128L69 126L67 127L66 124H64V123H60L59 124ZM32 124H33V122H32ZM42 124H41V122L39 124L35 123V126L38 125L37 127L39 129ZM44 124H47V123H44ZM49 124H47V125H49ZM81 124L83 126V123H81ZM99 124H98V126H99ZM191 124H193V122ZM168 125L169 124H167V126ZM211 125H213V124H211ZM225 125L223 127H224V129L226 131L229 130V129L231 130V128L233 130L235 128V126H236V125L233 124L232 120H230ZM242 125L243 124H240L239 127L241 128ZM254 125H255V123L252 126H254ZM49 126H47V127L50 128V129L51 128L53 129L52 125L50 127ZM65 126L67 127V129L64 128V130H61V128L65 127ZM75 126H77V127H75ZM24 127H27V126L24 125ZM37 127H34L32 129L35 130V128L37 129ZM223 127H222V129H223ZM244 127H246V126H244ZM168 128H170V127L168 126ZM41 129L42 128H40V130H37V134H40L38 132V131H40V132L44 133L43 135H45V132L43 130L45 128L42 129L43 131H41ZM79 129L77 128L75 130L78 131ZM84 129H82V130H84ZM105 129H103V131L106 132L107 129L106 130ZM34 130H32V131H34ZM54 130H56V129H53V131ZM82 130L78 131V132H82ZM51 132H52V130H51ZM57 132H56V137L55 138L56 139L58 138L59 140L61 139L63 141L64 137L60 135V137H63V138H59V135H58ZM42 133L40 134L41 135L40 137H43V140H44L45 138L42 135ZM53 133H55V131ZM91 133H92V130L90 131V133L88 135H90ZM102 133H104V132H102ZM148 133H150V132H148ZM82 134H83V132H82ZM52 135L53 134H51V137H52ZM57 135H58V137H57ZM84 135L86 136L87 133L83 134V137H81V139L85 138V139H87L89 141V139L87 138L88 135L86 137ZM94 135L95 134H93V136ZM144 135H145V133H144ZM218 135H219V137H218ZM232 135H235V132L232 133ZM261 136H259V137H261ZM263 136H264V134H263ZM46 137H47L46 139H49L48 138L49 135H47ZM224 137L226 138V136H224ZM229 137L230 136H227L228 139L226 138L227 139L226 140L224 138L223 140H226L228 142L229 139H230ZM236 137H237V139L235 141H237L239 143V141H240V140H238L239 137L237 135H236ZM20 138H22L21 135H20ZM38 138H39V136H38ZM240 139H242V141H240V143L242 142L243 144H245L243 147H241L242 150H243L244 147L246 148L250 144V139L248 137L249 140L247 141V143L249 142V144L244 143V142H246V138L245 139L240 138ZM22 140H23V138H22ZM50 140H51V138H50ZM92 140H93V138H92ZM138 140H140V138ZM138 140H137V142H138ZM44 141L42 143L45 144ZM55 141L57 143L60 142V141H57V140H55ZM66 141L68 142V140H66ZM112 141L113 140H111V143H112ZM230 141H232V138L230 139ZM64 142L65 141H63V143ZM127 142H126V144H127ZM35 143H34V145H35ZM81 143L83 144V142H81ZM131 143L132 142L129 141L127 148H129ZM59 144H61V143H59ZM103 144L104 143H102L101 145H103ZM29 145H30V149L28 148ZM65 145H67L66 142H65L63 147H67L68 146V145L67 146H65ZM221 145L226 147L223 144H221ZM59 146L60 145H58V147ZM132 146H133V144H132ZM201 146H202V142H201ZM46 147H47V145L45 146V148ZM58 147L57 148L55 147V149L53 147V149L57 150V149H59ZM43 148H44V146H43ZM27 149H29L30 151L27 150ZM49 149L50 148L48 146V149L47 148L44 149L45 151L43 153H45V152L47 153V151ZM68 149L70 150L69 146L67 148V151H68ZM59 150L57 151V154L62 151V150H60V151ZM67 151H66V153H67ZM39 152H40V150H39ZM34 153H35V155H34ZM62 153H64V152L62 151ZM68 153H70V151ZM144 153H142V154H144ZM49 154L52 156V157L50 156L51 158L50 157L48 158ZM53 154L49 150L48 151V156L46 155L45 158L47 160L50 159L49 162H51L52 159H55ZM123 154H121V156H124ZM139 154L140 153H138V155ZM237 154L238 155L236 157H239L241 152H240V154L239 153H237ZM90 155H91V153H90ZM144 155H143L142 158H144ZM207 155H209V154H207ZM222 156H221V158L219 157L220 160H222ZM252 156H254V155H252ZM64 157H66V156H64ZM209 157H210V155H209ZM240 157H243V155H241ZM32 158H34V159H32ZM142 158L140 159L141 161L143 160ZM227 158H228V161H229L230 157L226 156L225 159L223 157V159L226 160V161H227ZM46 159H44V161L40 160V164H42L41 162H44V163H46L48 165V163L46 162ZM110 159H111V157H110ZM125 159H126V157H125ZM133 159H132V163H133ZM237 159H240V158H237ZM90 160H91V158H90ZM120 160H121V157H120ZM128 160H130V159H128ZM220 160H218V161H220ZM141 161H140V163H141ZM143 161H145V160H143ZM216 161H215V163H216ZM237 161H239V160H237ZM237 161H236V159H235V161L233 159V163H235ZM32 162H34V163H32ZM53 163H54V161H53ZM55 163L53 165H55ZM136 163H139V161H137ZM136 163L131 164V163L128 162L129 166H130V164L134 165ZM159 163H160V160H159ZM237 163H235V164H237ZM40 164H39V166H40ZM51 164L52 163H50V165ZM107 164H109V163H107ZM117 165L119 166L118 163H117ZM176 165H174V166H176ZM39 166L37 165L36 166L37 168L31 169V170H34V171L37 170L38 171ZM158 166H160V165L158 164ZM176 167H178V166H176ZM262 167L264 169V166H262ZM29 168H31V167H29ZM202 168H204V167H202ZM49 169H52V168L49 167ZM49 169H48V171H49ZM54 169H56V168L54 167ZM40 170L42 171V169H40ZM62 170H61V172H62ZM129 170H131V171H129ZM177 170H178V172L180 171V169H177ZM184 170H186V169L181 170L182 172L180 171V173L183 174V173L187 172V170L186 171H184ZM206 170H207V168H206ZM46 171L47 170H45V172ZM48 171H47L48 174L46 173L47 175H49ZM89 171H91V174L89 173ZM61 172H60V174H62ZM189 173L190 172H188V175H186L187 177H189V175H191V173L190 174ZM46 174H45V176L43 175L44 176L43 178L44 179L46 178L49 181L50 179H48ZM93 174L98 175V178L100 177V180H99L100 183L99 184H95V182L91 179L92 176H95ZM176 174H177V176L175 175L174 178L175 177L179 178V176H178L179 173H176ZM115 175L117 176V174H115ZM259 175L260 176L262 175L261 177H263L264 176V171L263 172L261 171V174H259ZM61 176H59V177L57 176V178H61ZM163 176H165L164 171H163ZM166 176H168V175H166ZM180 176H181V174H180ZM231 177H233V174H232ZM141 178H142L141 180L137 179V180H139V181H137V183H140V184H137V185L143 187L144 183H145L144 181L146 180L147 177L141 175ZM170 178L171 179L166 177V179H168L169 181L173 179L172 177H170ZM61 180H63V181H61ZM64 180L66 182L69 181V180H71V181H69L68 182L69 184H68ZM174 180H177V179H174ZM28 182H31V181H28ZM204 182L205 181H203V183ZM214 182H216V181H214ZM248 182H250V180H248ZM214 184H216V183H214ZM186 185H185V183L178 182L175 186H172V187L173 188L174 187L178 188V190L182 191L181 190L182 186L183 187L185 186L186 189L189 187V186L187 187ZM232 185H234V187H235V183H233ZM104 186H108L110 188V192H108L106 190H103L102 187H104ZM69 187L71 189V186H69ZM49 188H50V186H49ZM58 189H59V187H58ZM143 189H144V187L140 190V192ZM222 189H224V188H222ZM48 190H46V191L48 192ZM87 190H89V191L87 192ZM147 191H148L147 195L149 196V194H150L149 197L151 198V201H157V202H160V203L163 201V199L158 194L151 193L148 189H147ZM70 192L71 191H69L68 193H70ZM60 194H61V191H60ZM165 194H166V197L167 196H173V194H171V193L169 195L167 193H165ZM236 195L234 194V197ZM238 197H239V195H238ZM257 199H258V197H257ZM187 200H188V198H187ZM11 202L15 203L14 206H10ZM247 203L249 204L248 205V209H249V206L251 205L250 203H252V202L247 201ZM4 205L6 206L5 208H3ZM91 207H93L92 210H91ZM244 207H245V205H243L242 208H243V210L245 209V211H246L247 208L246 207L244 208ZM179 209H180V206L178 205V203H176V205L174 207H170V210L172 212L174 211L176 214L179 213V211H180ZM259 209L260 210H257L258 211L257 215H253V217L256 218V216H259V218L261 219L259 221L262 222V221H264L263 220V218H264V209H263V207H261ZM238 210H239V208L237 209V211ZM254 210H255L254 208H252L251 212L249 210L250 214L251 213H255L256 211H254ZM237 211L234 212V213H237ZM250 214H247V216L250 217ZM229 216L231 217V219L228 218ZM195 218H197V219H195ZM225 219H223V220H225ZM173 222H175V221H173ZM224 222L225 223H222L223 227L226 228V229L230 228L229 231H233L234 228L228 227L229 223H226V220ZM134 224L135 225L138 224V227L137 226L136 227L139 228L140 230H143V232H133L132 230H133V225ZM225 224L227 226H224ZM236 224H238V223H236ZM204 227L205 228H209L210 226L206 227V225H205ZM224 228H221L220 230H222V229L224 230ZM210 229L212 230V227H210ZM226 229H225V232H226ZM186 230H187V234L183 235L184 233H182V232H184ZM247 231H248V229H247ZM225 232L223 231V233H225ZM233 232H236V231L234 230ZM248 232L246 234L252 233V231H250V229H249ZM181 233H182V235H181ZM230 234H231V232H230ZM230 234L229 233H225L226 236L228 235L227 237H229ZM246 234H244V237L241 236L242 239L243 238L244 239L245 238H250V237H246L247 236ZM251 237H253V236H251ZM193 238L194 239L198 238V240H199L198 246H194L193 244L192 245L190 244L191 240H193V242H194ZM210 239H211V237H210ZM239 239H240V237H239ZM206 241H208V240L206 239ZM49 242H50V244H49ZM240 243H241V241H240ZM165 244L171 245L172 248H174V249L175 248L176 249L177 248L181 249V256L179 258L175 259L174 261H171V262H168V263L167 262L164 263L162 261L161 257H160V250H161V248L163 249ZM243 244H244V245H242L243 246V250L241 252V255L238 254V256H240V257L237 260H236V258H234L235 260L233 259L231 250L224 251L225 249L221 252V254H218L217 256H214L212 258L210 257L211 259H207V258H204V259H206V262L208 264H230V262H232L233 260L234 261H239L241 264H264V239H262V240H257V239L256 240H248L247 239L246 242H244ZM223 246H224V244H223ZM216 248H215L216 249L215 252L220 247L216 246ZM220 249L222 250V248H220ZM51 251L54 252V256H48V257L45 256L46 258H45V260H43L44 263H41L39 261L40 259H38L40 257V255L45 253V252L46 253H48V252L51 253ZM218 252H220V251H218ZM213 255H215L214 252H213ZM210 256H212V253H211Z\"/></svg>","mask_w":264,"mask_h":264}]
</instances>
